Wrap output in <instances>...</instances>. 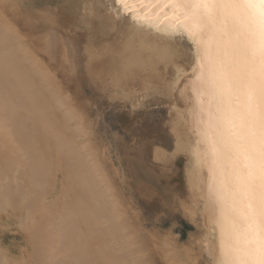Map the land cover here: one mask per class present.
<instances>
[{"label": "bare ground", "instance_id": "1", "mask_svg": "<svg viewBox=\"0 0 264 264\" xmlns=\"http://www.w3.org/2000/svg\"><path fill=\"white\" fill-rule=\"evenodd\" d=\"M110 1L0 0L16 20L0 13V225L16 206L25 225L42 212L49 231L29 230L39 264H187L142 243L78 107L168 92L212 264H264V13L244 0Z\"/></svg>", "mask_w": 264, "mask_h": 264}, {"label": "rangeland", "instance_id": "2", "mask_svg": "<svg viewBox=\"0 0 264 264\" xmlns=\"http://www.w3.org/2000/svg\"><path fill=\"white\" fill-rule=\"evenodd\" d=\"M105 2L110 8L111 1ZM1 9H4V12H0L5 13L3 16L7 15L13 23L16 21L6 13L8 10L11 12L9 7ZM179 40L182 44H178L185 49L184 56L188 64L193 52L192 46L183 37H177L176 42ZM173 100L168 92H150L147 96L132 101L117 99L100 103L91 98L90 102L79 103L83 106L78 107L86 115L90 127L88 138L97 147V158H103V169L108 177L111 176L110 182L113 181L111 184L118 191V197L124 201L125 208L140 226L139 236L142 243L148 245L146 248L159 252L162 256L173 254L176 248L184 263L212 264L206 249L207 241H204L207 231L203 203L195 197L188 183L187 169L191 158L186 149L185 130H182L181 123L174 116ZM177 141L183 147L177 148ZM0 172L1 177L3 174L8 175L9 171L6 169ZM58 177L57 182L60 184L61 173ZM60 187L58 185L57 189L60 190ZM55 193L56 191L53 195ZM51 200L52 197L47 200L48 208L53 206ZM16 208V220L12 218L1 222L0 252L16 264H39L41 259L37 255L41 256L42 252L39 251L36 238L39 230L45 235L49 231L46 229L48 227L41 226L42 222L45 225V217L37 210L33 219L26 221L27 224L33 220L34 226L39 221L43 229L38 230L33 226L31 232V224L25 225V217L21 218L19 207ZM6 216L4 217L7 218ZM138 230L136 234L139 233ZM42 251L44 253L45 250L42 248ZM48 261L49 258L46 262Z\"/></svg>", "mask_w": 264, "mask_h": 264}, {"label": "snow or ice", "instance_id": "3", "mask_svg": "<svg viewBox=\"0 0 264 264\" xmlns=\"http://www.w3.org/2000/svg\"><path fill=\"white\" fill-rule=\"evenodd\" d=\"M119 3L127 5L129 0H118ZM143 0H132V3H142ZM246 4L252 7H258L262 13H264V0H244Z\"/></svg>", "mask_w": 264, "mask_h": 264}]
</instances>
